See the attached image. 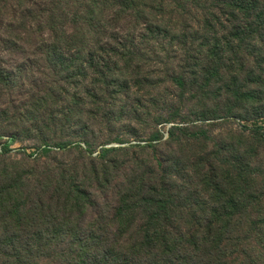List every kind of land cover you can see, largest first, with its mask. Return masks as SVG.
Wrapping results in <instances>:
<instances>
[{
  "label": "trees",
  "instance_id": "1",
  "mask_svg": "<svg viewBox=\"0 0 264 264\" xmlns=\"http://www.w3.org/2000/svg\"><path fill=\"white\" fill-rule=\"evenodd\" d=\"M113 1L118 21L129 9L136 24L143 23L140 42L201 39L167 72L180 94L200 104L193 106L194 119L178 120L176 109L164 144L206 147L214 137L206 122L235 121L245 130L239 152L222 164V148L215 145L195 162L201 189L193 194L178 184L185 181L178 176L182 152L171 159L148 153L152 141L164 139L161 131L147 144L102 146L96 155L88 147L82 170L60 167L47 175L31 204L25 180L0 166V264H264V0H221L214 8L210 0H146L145 9L140 0ZM73 5L68 18L76 31L62 32L58 42L77 43L79 25L93 31L102 21L98 0ZM186 10L192 11L188 19ZM141 151L148 160L127 159ZM122 153L128 155L123 164ZM184 162L187 169L189 155ZM125 165V178L118 179ZM111 206V215H99Z\"/></svg>",
  "mask_w": 264,
  "mask_h": 264
},
{
  "label": "rangeland",
  "instance_id": "2",
  "mask_svg": "<svg viewBox=\"0 0 264 264\" xmlns=\"http://www.w3.org/2000/svg\"><path fill=\"white\" fill-rule=\"evenodd\" d=\"M98 1L104 11L99 28L91 31L79 25V39L74 43L58 42L62 32L74 35L76 31L68 18L74 0H0V166L25 180L31 204L38 198L37 191L44 189L47 175L53 176L60 167L82 170L89 159L86 148L96 155L102 146L147 144L155 131H161L164 139L152 141L148 153H164L171 159L182 152L178 176L185 181L178 184L197 193L201 182L194 163L206 159L218 145L222 148L219 159L225 164V157L239 152V133L245 131L238 122L218 120L205 123L214 135L206 147L196 144L179 149L164 144L173 125L167 120L176 109L180 108L178 120L193 118L189 117L193 106L200 104L190 94H180L167 72L180 64L183 50L198 46L201 39L188 42L172 35L160 42H140L143 23L136 24L134 10L128 9L118 21L112 14L117 3ZM148 1L140 0V9ZM214 1H208L211 8L221 0ZM192 11L182 13L184 18ZM173 24L176 30L180 26ZM228 141L233 147L224 149ZM132 153L127 157L130 161L137 156L148 160L147 153ZM121 155L123 164L128 155ZM188 155L195 172L182 168ZM261 158L264 161V153ZM125 167L118 170V179L125 178ZM186 195L184 191L180 201ZM112 209L99 215H111ZM1 218L0 212V227Z\"/></svg>",
  "mask_w": 264,
  "mask_h": 264
}]
</instances>
